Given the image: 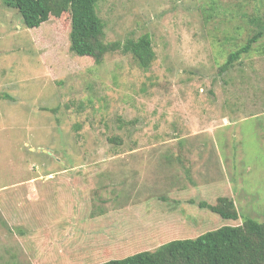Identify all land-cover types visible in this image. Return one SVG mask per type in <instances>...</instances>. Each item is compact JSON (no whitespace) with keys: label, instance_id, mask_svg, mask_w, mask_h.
Instances as JSON below:
<instances>
[{"label":"rangeland","instance_id":"1","mask_svg":"<svg viewBox=\"0 0 264 264\" xmlns=\"http://www.w3.org/2000/svg\"><path fill=\"white\" fill-rule=\"evenodd\" d=\"M7 2L0 264H100L264 224V38L221 71L264 0H100L104 42L118 48L101 65L70 51L68 15L29 29ZM144 35L156 53L145 71L121 52ZM219 198L241 218L202 207Z\"/></svg>","mask_w":264,"mask_h":264},{"label":"trees","instance_id":"2","mask_svg":"<svg viewBox=\"0 0 264 264\" xmlns=\"http://www.w3.org/2000/svg\"><path fill=\"white\" fill-rule=\"evenodd\" d=\"M3 1L7 6H12L7 0ZM12 1L29 29L40 28L51 17L59 19L68 15L70 51L80 59H93L97 65H101L106 53L115 50L104 42V25L97 12L100 0ZM251 22L257 30L244 45L229 54L221 68L222 72L230 71L264 38V21L257 17L252 18ZM118 46L120 48L121 44ZM121 52L131 55L144 71L149 70L156 59L149 35L136 40L128 39L122 45ZM112 141L117 142V139ZM201 204L225 220L236 221L241 218L231 199L219 198L216 205ZM100 264H264V224L247 219L238 226L224 225L194 239L172 240L153 251H141Z\"/></svg>","mask_w":264,"mask_h":264}]
</instances>
